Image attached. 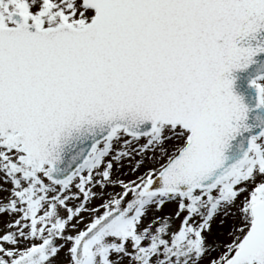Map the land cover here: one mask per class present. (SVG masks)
<instances>
[{
	"label": "snow or ice",
	"instance_id": "1",
	"mask_svg": "<svg viewBox=\"0 0 264 264\" xmlns=\"http://www.w3.org/2000/svg\"><path fill=\"white\" fill-rule=\"evenodd\" d=\"M0 264H264V0H0Z\"/></svg>",
	"mask_w": 264,
	"mask_h": 264
}]
</instances>
